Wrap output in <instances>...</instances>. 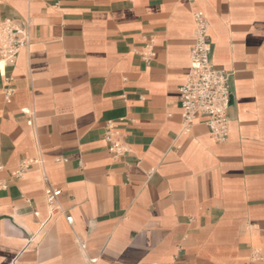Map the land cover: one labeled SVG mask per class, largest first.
Returning a JSON list of instances; mask_svg holds the SVG:
<instances>
[{
	"label": "crops",
	"instance_id": "obj_1",
	"mask_svg": "<svg viewBox=\"0 0 264 264\" xmlns=\"http://www.w3.org/2000/svg\"><path fill=\"white\" fill-rule=\"evenodd\" d=\"M196 9L230 73L222 143L181 126ZM6 18L31 42L0 73V264H264V0H0Z\"/></svg>",
	"mask_w": 264,
	"mask_h": 264
},
{
	"label": "built area",
	"instance_id": "obj_2",
	"mask_svg": "<svg viewBox=\"0 0 264 264\" xmlns=\"http://www.w3.org/2000/svg\"><path fill=\"white\" fill-rule=\"evenodd\" d=\"M194 24V41L189 50L188 72L184 83L178 87V103L181 109V126L188 130L192 125L201 120L210 137L218 143L226 141L229 135V107L231 103L230 73L213 65L211 55V43L209 41V22L200 9L192 13ZM28 34V21L18 23L12 19L0 21V73L4 74L5 67L13 62L19 51L30 44ZM154 55L152 50L144 54V59L149 60ZM10 89L6 92L9 95ZM20 111L28 116L26 123L32 124L33 112L29 107H22ZM103 139L106 142L108 152L112 158L117 159L128 151L122 133L111 121L104 125ZM41 160L31 159L21 162L13 172L17 178L21 177L24 170L31 163L39 164ZM2 166L0 165V169ZM45 181L44 199L49 213L57 209V200L60 189L55 187L43 174ZM6 187V183L0 181V188ZM37 214V213H35ZM68 223L72 217L65 216ZM81 249L85 248L84 242H80ZM89 264H95V259H88Z\"/></svg>",
	"mask_w": 264,
	"mask_h": 264
}]
</instances>
